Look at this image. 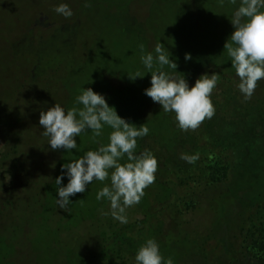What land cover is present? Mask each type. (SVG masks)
I'll return each mask as SVG.
<instances>
[{
    "label": "rangeland",
    "instance_id": "obj_1",
    "mask_svg": "<svg viewBox=\"0 0 264 264\" xmlns=\"http://www.w3.org/2000/svg\"><path fill=\"white\" fill-rule=\"evenodd\" d=\"M60 3L71 7V18L53 11ZM239 3L88 0L85 7V0H0V102L25 116L24 138L33 146L23 158L21 192L0 215V264H90L102 236L97 223L109 211L108 201H97L96 192L110 181H93L84 193L70 197L63 210L56 203L55 178L61 175V165L108 143L112 129L105 126L95 141L90 130L82 132L76 137L80 151H53L42 135L40 112L55 103L65 109L80 107L74 104L76 95L91 87L134 127L144 123L153 128L158 103L144 94L151 73L129 77L146 71L140 46L145 54L155 55V45L161 42L177 64V70H164L175 77L195 74L202 63L229 67L224 44L234 31L230 18ZM186 53L191 59L185 60ZM67 182L64 177L62 185ZM153 185L126 211L149 203ZM223 190L227 187L211 199L219 211L218 228L229 219L235 222L243 206ZM199 214L205 220L206 208ZM166 242L158 240L159 245Z\"/></svg>",
    "mask_w": 264,
    "mask_h": 264
},
{
    "label": "trees",
    "instance_id": "obj_2",
    "mask_svg": "<svg viewBox=\"0 0 264 264\" xmlns=\"http://www.w3.org/2000/svg\"><path fill=\"white\" fill-rule=\"evenodd\" d=\"M213 72L223 76L211 95L215 114L196 130L181 131L175 114L156 106L154 126L137 138L136 148L150 151L158 162L150 202L126 211V224L102 213L97 223L102 236L90 264H135L147 238L168 240L159 248L174 264H264V79L244 100L232 66L202 63L184 78L192 86ZM12 109L0 102V215L21 192L23 158L33 147L24 138L25 116ZM182 152L199 159L188 164L180 159ZM223 186L243 206L235 222L218 228L219 211L211 199ZM203 207L205 220L199 214Z\"/></svg>",
    "mask_w": 264,
    "mask_h": 264
},
{
    "label": "clouds",
    "instance_id": "obj_3",
    "mask_svg": "<svg viewBox=\"0 0 264 264\" xmlns=\"http://www.w3.org/2000/svg\"><path fill=\"white\" fill-rule=\"evenodd\" d=\"M230 2L235 4L236 0ZM87 6L88 0H85ZM53 11L65 19L73 16L67 3L58 4ZM230 22L234 31L224 44V50L239 77L238 90L244 100H249L257 82L264 79V0H240ZM140 50L146 71H137L129 77L142 78L151 73L150 86L144 89V94L158 103L164 113H174L175 123L181 131H194L205 119L213 117L215 107L211 95L218 84L217 73L203 74L189 86L184 77H175L164 70L165 66L177 70V64L165 52L161 42L155 45V55L153 52L145 54L143 45ZM184 58L189 60L191 55L186 53ZM74 104L80 107L65 109L55 103L40 112L39 125L51 150L80 151L76 137L82 132L90 130L95 141L96 137L103 135L105 126L112 131L108 134V143L100 144L95 150H87L79 158L61 165V175L55 178L58 186L56 203L60 209L67 210L70 197L84 193L93 181H110L96 192V200L108 201L109 211L103 215H111L114 220L126 224V210L140 202L144 189L156 179V157L148 150L136 152L137 138L148 135L150 130L144 123L134 127L135 124L117 114L104 94L91 87L83 88L76 95ZM180 159L193 164L199 156L182 152ZM64 177H67L66 185H62ZM134 259L135 264H174L171 257L162 255L154 238H147L140 245Z\"/></svg>",
    "mask_w": 264,
    "mask_h": 264
}]
</instances>
